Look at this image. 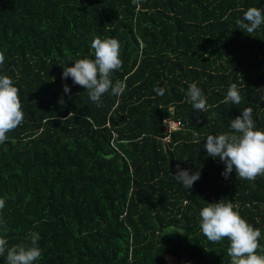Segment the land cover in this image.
<instances>
[{"label":"trees","instance_id":"1","mask_svg":"<svg viewBox=\"0 0 264 264\" xmlns=\"http://www.w3.org/2000/svg\"><path fill=\"white\" fill-rule=\"evenodd\" d=\"M250 7L264 9V0H0V75L19 89L24 112L0 145L7 247L35 232V264H219L230 259L228 241H208L199 212L225 199L261 231L264 255V176L225 179L224 163L204 148L245 108L264 131V25L249 36L235 23ZM95 37L121 42L111 80L125 85L100 107L62 79L64 67L94 59ZM133 43L141 54L131 64ZM192 83L205 113L187 102ZM233 83L241 103L224 104ZM167 118L183 124L169 141ZM178 164L199 170L191 189L173 177Z\"/></svg>","mask_w":264,"mask_h":264},{"label":"clouds","instance_id":"2","mask_svg":"<svg viewBox=\"0 0 264 264\" xmlns=\"http://www.w3.org/2000/svg\"><path fill=\"white\" fill-rule=\"evenodd\" d=\"M137 0H134V3ZM239 29L245 30L251 36L261 25H264V9L250 7L243 12L242 18L235 21ZM94 59H78L72 67H64L62 79H72L74 85L86 89L90 100L101 106V98L111 91L113 96H120L125 85L117 81L113 85L111 75L122 67L120 59L121 42L115 38L101 39L95 37L91 42ZM4 63V55L0 53V65ZM159 96L165 94L164 88H154ZM64 92H70L67 84ZM258 94L264 93V88L257 89ZM187 102L193 110L205 113L207 98L196 83L188 86ZM264 101V94L260 95ZM242 97L235 83L231 84L222 101L224 104L239 105ZM252 108L242 110L241 116L229 121L230 132L219 135H208L204 148L208 156L219 158L225 165L222 176L227 179L235 171L241 180L255 181L258 176H264V131L256 130L252 117ZM70 113L69 115H71ZM24 121V112L19 99V89L7 75H0V145L8 140V133L15 130ZM173 177L186 188H192L200 178V172L181 169L179 164ZM207 203L199 212L201 233L212 243L227 239V255L231 264H264V255H258L261 231L248 224L237 211L231 201ZM5 207V200L0 199V210ZM38 233L26 237L30 243H20L7 247V240L0 238V257L6 254V264H35L42 255L38 247Z\"/></svg>","mask_w":264,"mask_h":264},{"label":"built area","instance_id":"3","mask_svg":"<svg viewBox=\"0 0 264 264\" xmlns=\"http://www.w3.org/2000/svg\"><path fill=\"white\" fill-rule=\"evenodd\" d=\"M164 127L167 137L164 139L165 141H169L172 133L178 131L182 128L183 124L179 120H174L173 118H167L164 120Z\"/></svg>","mask_w":264,"mask_h":264},{"label":"water","instance_id":"4","mask_svg":"<svg viewBox=\"0 0 264 264\" xmlns=\"http://www.w3.org/2000/svg\"><path fill=\"white\" fill-rule=\"evenodd\" d=\"M131 39L130 37H128V39L124 40V45L125 43ZM123 45V47H124ZM133 46L136 47V51L134 52V55H133V58H132V61H131V64H133L135 62V60L140 56L141 54V47L139 45H136L133 43Z\"/></svg>","mask_w":264,"mask_h":264},{"label":"rangeland","instance_id":"5","mask_svg":"<svg viewBox=\"0 0 264 264\" xmlns=\"http://www.w3.org/2000/svg\"><path fill=\"white\" fill-rule=\"evenodd\" d=\"M170 232V236H173V230H169L168 231V233ZM181 237H184V235L183 234H181L180 235ZM210 262V261H209ZM173 264V263H172ZM176 264V263H175ZM201 264H205V262H204V260H203V262L201 263ZM209 264V263H208ZM213 264V263H212ZM219 264H231V261H230V259H226V260H223V261H221V262H219Z\"/></svg>","mask_w":264,"mask_h":264}]
</instances>
